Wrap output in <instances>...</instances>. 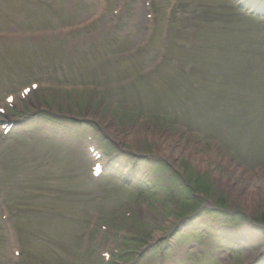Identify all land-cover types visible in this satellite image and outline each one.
Instances as JSON below:
<instances>
[{
	"label": "rangeland",
	"instance_id": "rangeland-1",
	"mask_svg": "<svg viewBox=\"0 0 264 264\" xmlns=\"http://www.w3.org/2000/svg\"><path fill=\"white\" fill-rule=\"evenodd\" d=\"M97 1L0 0V264H264V0Z\"/></svg>",
	"mask_w": 264,
	"mask_h": 264
}]
</instances>
